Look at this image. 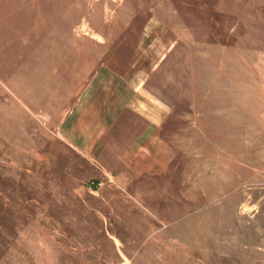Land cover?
<instances>
[{
    "label": "rangeland",
    "instance_id": "1",
    "mask_svg": "<svg viewBox=\"0 0 264 264\" xmlns=\"http://www.w3.org/2000/svg\"><path fill=\"white\" fill-rule=\"evenodd\" d=\"M0 264H264V0H0Z\"/></svg>",
    "mask_w": 264,
    "mask_h": 264
}]
</instances>
